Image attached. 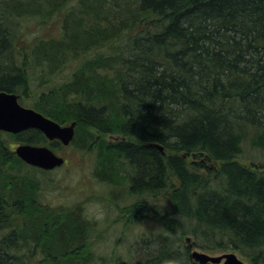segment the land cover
<instances>
[{"label": "trees", "instance_id": "obj_1", "mask_svg": "<svg viewBox=\"0 0 264 264\" xmlns=\"http://www.w3.org/2000/svg\"><path fill=\"white\" fill-rule=\"evenodd\" d=\"M53 20L16 48L20 25ZM29 70L33 109L75 121L70 147L130 199L121 233L154 231L133 264H191V249L264 264V0H0V92L27 97ZM35 170L0 133V264H123L79 206L39 201Z\"/></svg>", "mask_w": 264, "mask_h": 264}, {"label": "rangeland", "instance_id": "obj_2", "mask_svg": "<svg viewBox=\"0 0 264 264\" xmlns=\"http://www.w3.org/2000/svg\"><path fill=\"white\" fill-rule=\"evenodd\" d=\"M27 23H31L30 26L26 23L20 25L21 30L24 33L23 36L25 37L19 40L17 43L18 45L16 44V48H19L18 50L20 51L28 49L29 40L33 37L51 36L53 32H57V24L55 20L47 22L45 25H41V28L36 26L34 24L35 22ZM23 29L26 30L23 31ZM20 59L21 58H19L18 65H21ZM29 64L32 68V64ZM61 74L62 73L54 78L56 79L55 81L63 80L67 77L66 74ZM27 80V97L24 98L20 94L21 92H17L16 94L19 95V101L22 106L33 108L34 106L32 105L36 102V93L40 92L41 88L38 91L33 90L37 83L40 85L41 83L39 78L33 74L32 70H29V77ZM39 103L40 102H38V104ZM38 104L34 108L39 109ZM49 105H51V102ZM46 109L49 110V108ZM69 122L71 121H66L61 124L64 125ZM84 128L89 130L92 135L93 133H95V135L97 134L94 130H90L86 127ZM27 132L28 131H25L16 135L0 133H2V138L6 139L8 148L13 152L17 145L23 144ZM113 138H115V136H107L106 134L103 137L106 141L112 140ZM51 148L57 155L62 156L65 159V164L62 167L49 172L40 170H35L36 172L30 171V176L35 178V180L38 181V185L43 189L36 194L39 201L53 204L56 206V209H60L59 205H65L66 207H74V205L79 206L87 218L98 221L99 228L107 229L105 232L107 233L105 241H101L97 246L98 252L102 251L108 254L115 252V255H118L122 259L123 264H133L137 262L138 255L141 253V248L143 247L141 241L142 237L146 238L150 235V231L151 233L154 231L151 230L148 225L144 226L143 223L136 226L131 225L130 227H127L124 233H121L123 231L122 222L118 223L117 218L121 219L123 213L122 207L127 204L130 199H127V197L124 196L125 193H121V190H114L115 193L113 192L114 194L110 196V192L108 193V187L105 186V184L96 181V178L93 175L95 154L85 153L74 147H62L59 143ZM255 158L261 162L264 160L263 155L255 156ZM239 162L246 166L249 165L248 160L241 159ZM115 196L118 197L115 198ZM120 198H123V201H121ZM58 203L60 204L58 205ZM115 204L119 205L121 209H118ZM193 250L204 252L212 256L233 252L242 262L251 264L247 258L241 256L237 251L227 250L207 252L197 249H191L190 251Z\"/></svg>", "mask_w": 264, "mask_h": 264}, {"label": "water", "instance_id": "obj_3", "mask_svg": "<svg viewBox=\"0 0 264 264\" xmlns=\"http://www.w3.org/2000/svg\"><path fill=\"white\" fill-rule=\"evenodd\" d=\"M75 127V121L61 126L33 109L21 106L16 94L0 92V131L18 134L33 129L40 132L48 141L57 140L62 146H67L74 138ZM153 147L162 152L160 146ZM14 153L25 164L41 170H52L64 163L61 156L46 146L21 144L15 148ZM189 258L196 264H246L232 252L212 256L193 250Z\"/></svg>", "mask_w": 264, "mask_h": 264}]
</instances>
